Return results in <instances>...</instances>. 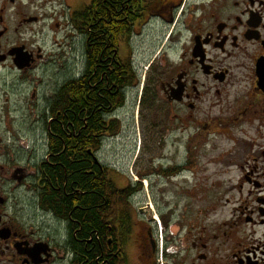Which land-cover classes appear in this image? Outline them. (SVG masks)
<instances>
[{"label":"flooded vegetation","instance_id":"af4514ba","mask_svg":"<svg viewBox=\"0 0 264 264\" xmlns=\"http://www.w3.org/2000/svg\"><path fill=\"white\" fill-rule=\"evenodd\" d=\"M82 1L59 0L58 7L47 9V0H0V264H89L73 246L86 249L92 234L84 241L74 213L60 219L51 208L56 202L48 199L56 193L47 171L63 151L52 142L65 131L60 111L72 109L68 100L76 87L83 102L98 98L91 101L97 127L85 129L83 116L76 136L90 140L83 146L90 149L82 171L105 190L95 232L96 264H264V0H192L191 9L182 0H140L141 16L123 44L137 35L138 24L171 28L170 42L180 39L182 28L190 36L181 53L149 69V78L135 70L129 86L126 70L116 63L115 37L91 61L100 36L90 35L86 24L93 17L95 25L100 23L105 0H96L89 16L80 13L91 0ZM119 58L131 63L121 48ZM103 64L108 72L101 70ZM103 91L110 95L104 103L99 102ZM128 92L138 96L137 113L141 108L147 115L156 112V127L170 131L155 134L159 143L172 141L177 147L179 125H192V173L202 172L201 158L209 159L204 172L211 173L197 195L203 208L192 217L134 211L148 189L160 187L159 179L176 181L184 168L179 163L148 160L142 167L138 158L125 170L118 160L101 161L103 139L117 134L107 128L117 122L120 129ZM202 142L205 149L195 150ZM185 152L191 158L190 150ZM210 166L216 169L208 172ZM63 191L65 199L83 194L73 186ZM135 225L139 241L132 245ZM118 256L124 261L118 263Z\"/></svg>","mask_w":264,"mask_h":264},{"label":"rangeland","instance_id":"374dc122","mask_svg":"<svg viewBox=\"0 0 264 264\" xmlns=\"http://www.w3.org/2000/svg\"><path fill=\"white\" fill-rule=\"evenodd\" d=\"M47 1H50L47 3V9L51 8V6L58 7L57 4L59 0ZM87 1L88 0H83L82 4L87 3ZM182 1L185 3L184 6L186 8H192V0ZM47 13H50V11ZM52 30L53 29H51L50 34ZM170 30L171 28H163L162 25L156 23H149L146 25L138 24L136 27L137 35L131 40L130 44H121L123 55L129 58L137 72V76L142 78L146 75L149 78L151 74L149 69H159L160 65L167 61L168 57H173L178 54V52L181 53L183 48L187 46L186 43H188V38L190 36V31L188 29H181L180 41L171 40V42L168 37ZM162 56L164 57L163 60H161ZM152 61L153 63L151 64ZM127 97L128 105L124 110H121L119 114L118 120L120 122V129L115 136H109L103 139L100 149L101 161L106 165H114V163H116L114 161L118 160L120 161V163L118 162V166L124 167L125 170H128L130 163L138 158L139 160H143L140 164L142 167L146 166L148 160H153L154 162L159 160H171L173 163H179L184 168L176 181L168 183L165 179H159L158 182L160 187L153 191L148 189V195L145 193L142 198L134 204V211H136L137 214L139 209L144 208L147 210L149 209L155 215L160 213L165 217H178L180 214L192 217L193 211L196 212L203 208V204L199 202L197 195L203 191L206 183H210L207 178L211 176V173L204 172L207 171L206 162H208V158L200 159L201 165L203 166L202 172L196 174L192 173V125H179V130L176 131L178 135L177 139H179L177 147L174 146V142L172 141L159 143L155 134L158 132L166 134L170 133V131L163 130V127H156V123L158 122L156 112L151 113L148 111L147 115L142 108L139 109L138 113L136 112V104L138 103L136 92L132 96L131 93L128 92ZM204 149V142L199 143L195 148V150L198 151ZM185 150H190L189 155L191 158H188ZM137 151L139 152L136 154ZM211 166L208 172L216 169V166ZM193 180L198 181V185L192 186ZM147 197L151 199L152 208L147 206L149 200ZM152 197L157 200V205L153 204ZM230 206L232 205H229V207ZM225 211H227V209ZM133 214L134 217H137L135 212ZM221 214H224V211H222ZM156 225L157 228L160 229L158 222H156ZM134 227V232H132V237L130 239L132 245H136L139 241L137 237L139 228L137 225ZM131 247L130 251L134 254L132 255V262L137 263V261H140L137 258V249L135 250L133 246Z\"/></svg>","mask_w":264,"mask_h":264},{"label":"trees","instance_id":"16d2710c","mask_svg":"<svg viewBox=\"0 0 264 264\" xmlns=\"http://www.w3.org/2000/svg\"><path fill=\"white\" fill-rule=\"evenodd\" d=\"M95 1L96 0H91L89 8L85 9L82 13H80V15L83 13L84 15L87 14V16L93 14L92 7L94 6ZM122 1L124 0H105L104 3H102V6L99 7V12L102 16L100 23L95 25L94 21H96V19L93 17L92 21L86 24V30L88 33H90V35L95 34L96 36L97 34L100 36L99 42H97V44L94 43L92 45L93 47H91V61L94 58H97V55L102 51L105 44L109 46V40H112L113 37H115L116 63L117 66H121L122 69L126 70L129 86L134 83L136 77L135 69L131 63L120 60L119 52L121 44H123L122 40L128 39L131 33V25L137 18L141 16L142 8L140 0H131L128 5L125 6L124 4L122 7H119V3ZM125 12H127L128 16L125 15ZM78 15L79 14L76 13L75 17L78 18ZM125 17H127L126 21H124ZM95 31L97 33H94ZM106 52H108V50ZM106 65L107 64H103L101 70L108 72V65ZM104 82L105 79L103 78L102 83L104 84ZM101 95L102 98L99 99V102H102V99L108 100L110 97L106 91H103ZM75 99H77V102H75ZM92 100L97 101L98 98L92 96L91 101ZM91 101L83 102L82 96L80 95L79 89H77V87L72 91L70 99L68 100V102L72 104V109L68 108V113H66L67 110L65 108L60 111V119L63 122L65 131L63 130L62 133L59 131L60 139H56L54 142H52L53 146L55 144L54 147H56L57 151H63L58 155L59 157H56L54 160H52L55 166L50 167L47 172L48 176H50L52 179V182L55 183L54 190L52 192L54 195L56 193V196L48 197V199L50 198L51 201L53 200L56 202L54 204L50 201L52 203V211H54L56 216L60 219H66L70 212L74 213L73 218L77 220V223L82 224L83 240H87L90 233L93 236L91 240L92 243L89 245L87 244L86 249H83V247L78 249L76 246H73L75 255L79 254L80 259L85 263L96 264L94 260L98 255L96 252L98 251V246L95 244V232L96 230H100V209L103 210L104 208L103 200L105 190L101 183L96 181L91 174L86 175L84 171H82L81 165H88L85 159H88L89 155L87 150L90 149H87L83 146L87 145L90 140H87V138L84 140H79L78 137H76L78 136L79 130H81L84 125L82 120L83 116L87 117L86 124L84 126L85 129L86 127L88 129H92L98 125V116L95 113L97 108L91 106ZM100 110H102V108ZM108 129L110 130V133H117L118 123L116 122L113 126L109 124L107 130ZM71 133L73 135L66 137V144L64 145L65 147H63L62 142L65 139V135ZM82 150L84 153L83 155ZM81 157L84 158L85 162L79 164L78 161L81 159ZM66 177L67 181L66 185H64ZM64 186L68 190H70V186H73V188H78L83 194L82 196H79L75 193L74 197L65 199L63 191ZM73 226L77 228V224H74ZM101 234L102 231H100L99 235ZM102 241L105 247H109L107 244L108 240L102 238ZM117 242L118 244L120 243L119 240H117ZM84 245L86 246V244ZM116 260L118 263L124 261L120 260L119 256ZM102 261L103 260L100 259L98 262L101 263Z\"/></svg>","mask_w":264,"mask_h":264}]
</instances>
